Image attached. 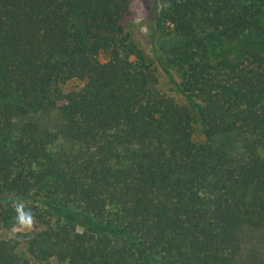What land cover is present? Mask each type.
I'll return each instance as SVG.
<instances>
[{
  "label": "trees",
  "instance_id": "16d2710c",
  "mask_svg": "<svg viewBox=\"0 0 264 264\" xmlns=\"http://www.w3.org/2000/svg\"><path fill=\"white\" fill-rule=\"evenodd\" d=\"M128 14L0 0V264H264V0H161L162 60Z\"/></svg>",
  "mask_w": 264,
  "mask_h": 264
},
{
  "label": "rangeland",
  "instance_id": "374dc122",
  "mask_svg": "<svg viewBox=\"0 0 264 264\" xmlns=\"http://www.w3.org/2000/svg\"><path fill=\"white\" fill-rule=\"evenodd\" d=\"M129 14L124 20L126 30L131 34L139 48H141L149 57H155L157 60H162V55L159 51V45L163 42L162 38L155 29V13L161 6V0H128ZM157 82L154 89L173 98L179 104H186L185 100L176 92L168 77L157 66L156 71ZM193 119V136L196 141L203 140L201 134V126L196 111L190 107ZM236 147L240 146L243 138L236 136L233 138ZM264 155V153H262ZM33 223L29 222L23 227L6 230L0 225V238H8L16 231H32ZM22 256H27L24 253V247L19 249ZM28 257V256H27ZM33 264H66L59 262L53 258L47 260H35L31 258Z\"/></svg>",
  "mask_w": 264,
  "mask_h": 264
}]
</instances>
